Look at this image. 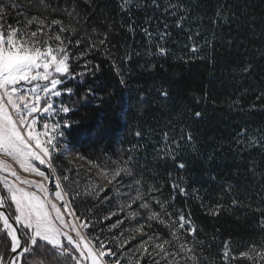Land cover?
<instances>
[{
	"label": "trees",
	"instance_id": "trees-1",
	"mask_svg": "<svg viewBox=\"0 0 264 264\" xmlns=\"http://www.w3.org/2000/svg\"><path fill=\"white\" fill-rule=\"evenodd\" d=\"M21 1L68 21L75 32L66 35L82 39L71 47L74 77L60 86L73 94L58 100L71 109L60 119L69 122L63 141L75 155L97 165L133 156L141 191L155 186L172 204L167 211L190 215L207 264H220L225 244L238 255L264 236V0ZM17 13L6 7V22ZM105 37L106 46L99 43ZM53 165L73 182L67 190L82 194L77 215L99 209L91 218L102 221L105 204L85 192L86 170L60 154ZM42 169L51 183V170ZM108 227L104 221L96 231Z\"/></svg>",
	"mask_w": 264,
	"mask_h": 264
},
{
	"label": "snow or ice",
	"instance_id": "snow-or-ice-1",
	"mask_svg": "<svg viewBox=\"0 0 264 264\" xmlns=\"http://www.w3.org/2000/svg\"><path fill=\"white\" fill-rule=\"evenodd\" d=\"M6 7L19 6L5 5L4 0H0V183L6 192L0 194V249H3L0 264H204L203 242L195 239L198 230L190 215L186 217L179 209L167 211L172 204L158 198L160 193L155 186L141 191L142 181L135 178L134 157L131 155L126 160L109 161L104 165L89 161L92 167L100 169L99 176L105 183L93 185V191L87 195L97 198L101 205L111 204L116 198L126 201L123 205L127 209L125 220L118 219L109 228V231L119 229L120 235L102 239L103 229L99 233L96 231L99 223L118 216L117 212L109 211L103 221L91 218L99 209L96 212L86 209L77 215L76 201L82 198V194L75 189L68 191L67 186L73 183L69 175L57 176V169L53 166L54 153L65 155L70 152L69 146H59L69 122L64 120L63 124L50 125L45 117L71 110L63 103L56 106L54 98L65 93L73 94L72 88L61 91L58 86H63L65 79L74 77L71 64L75 54L71 47L73 44L80 46L82 39L66 35L74 33L75 29L64 27L57 19L46 23L45 19L34 16L27 20L25 29L7 25L4 22ZM33 23L37 30H28ZM166 35H161V40ZM106 39H100L99 43L106 46ZM93 50L94 46L90 45L88 51ZM192 51L197 49L193 47ZM158 53L165 55V48L158 47ZM83 55L82 52L75 59L78 61ZM76 75L83 77L85 73ZM161 95L166 98L168 94L163 92ZM195 115L199 117L201 114L197 112ZM38 124L42 125L40 129ZM246 134V130H242L238 137ZM136 135L141 134L137 132ZM164 139L167 142V133ZM187 139L191 141L190 134ZM249 143L260 142L252 140ZM260 146L264 147V143ZM176 147L179 148L178 143ZM5 158L13 163H8ZM80 159L84 158L81 156ZM37 161L51 170L54 199L45 183L50 177L36 166ZM13 164L42 179L22 177ZM178 166L185 167L183 163ZM67 171L70 173L72 169ZM172 188L174 192L188 195L186 189L177 184ZM108 192H114L115 196L110 199ZM101 193L105 195L101 197ZM232 203L237 205L238 201ZM153 205L160 211H153ZM220 210L217 205L212 214ZM261 216L264 217V210ZM157 221L158 225L154 227L153 222ZM125 222L137 224L135 231L138 235L129 230L125 238L122 228ZM160 225L167 231L158 233ZM145 227L148 231L144 230ZM258 227L264 231V219ZM187 237L192 238L191 243ZM236 251L238 255H234L230 246L225 244L224 251L218 254L222 256L220 264H231L233 260L264 264V236L258 242H251L246 250ZM6 257L11 259L6 260Z\"/></svg>",
	"mask_w": 264,
	"mask_h": 264
},
{
	"label": "rangeland",
	"instance_id": "rangeland-1",
	"mask_svg": "<svg viewBox=\"0 0 264 264\" xmlns=\"http://www.w3.org/2000/svg\"><path fill=\"white\" fill-rule=\"evenodd\" d=\"M4 2H6L7 4L13 3V4H16V5L19 6V7H16V9L18 10V13H17V17H16L15 21L12 24L6 22V17H5V21L4 22L7 25H12V26L20 27L21 29H25V26L27 24V20H30V19H32V17L36 16L38 18L45 19L46 20V23L47 22H50L53 19L61 20L62 23H63V26L64 27H68L67 26V22L68 21L66 22V21H64V20H62L60 18L53 17L51 14H47V13H37L36 11H33L30 7H28L27 5H25L23 3V1H21V0H4ZM28 30H30V31H36L37 30L36 24L33 23V25H31L28 28ZM58 87H60V86H58ZM61 91H63V90H61ZM59 98L60 97L54 98V104L56 106H58L60 104L59 101H58ZM60 114H62V113H60ZM60 114L59 115H54V116H51V117H45V119L48 120V122H49L50 125L53 124V123H56V122H60L61 123ZM41 127H42L41 124H38L37 125V128L38 129H40ZM64 145H66V144L64 143L63 139L60 140L59 146L62 147ZM55 154H59V152L54 153L53 155H55ZM61 156L63 158H65L69 163H71L72 165H74L77 169H85L86 170V172L84 173V176H83V180L85 182L84 183L85 184L84 186H85V192L86 193H89V192L93 191V188H92L93 185L98 186L100 184L105 183V181L99 176L100 169L99 168L92 167V164L93 163L90 164L85 159H83V160L80 159V157L77 156V155H75L71 150L67 154L61 155ZM5 159H7V162L8 163H10V164L13 163L10 159H8V158H5ZM36 166L41 171H43L42 168H48L47 165H40L38 161L36 162ZM13 167L16 168V170H17V172H18L19 175H21L22 177H24L26 179H33V180H41L42 179V178H40L36 174L27 173V172L22 171L19 168L18 165L13 164ZM89 172H93L95 174V176H91ZM56 175L58 176L57 172H56ZM45 183H46V186L49 189V192L53 194V199H54V192H55V188H54V178L52 177L51 183H50L49 180L46 181ZM0 187L2 188V190L5 191L2 183H0ZM132 194L134 195L135 193L133 192ZM104 195H105V193H101V197H103ZM107 195L111 199L113 196H115V193L114 192H108ZM57 203L59 204L60 202L57 201ZM125 203H126V201L124 199H122V198L113 199L111 204L104 203L105 204V206H104L105 208H104L103 211L105 212L106 215L108 214L106 212H109V211L119 213L118 216H113L110 220L105 221V222H109L110 223V226H111V224L116 223L118 219L119 220H125V217H126V214H127V209H125L123 207V205ZM135 207H136V205H133V208H135ZM153 211H160V209L157 206L153 205ZM169 212H171V211H169ZM173 218H175V217H173ZM140 223H146V221H140ZM156 225H158V221L157 222H153V226L156 227ZM137 227H138L137 224H134V223L133 224H129V223L125 222L123 224V226H122V228L124 230V233H125V238L127 237V232L129 230L132 231V234L133 235H138V233L135 231V229ZM109 228L110 227L107 228L106 233L104 234V239H111V238H113L115 236H119L120 235V230L119 229H112L111 231H109ZM144 230L145 231H148L147 227H145ZM162 231H167V229H165L163 225H160L157 228V232L160 233ZM145 239H146V237H145ZM187 239H188L189 243H191L192 238L191 237H187ZM132 251L134 253V248L132 249ZM133 258H135V255L133 256ZM125 264H126V262H125ZM204 264H207V263L204 262ZM234 264H236V263H234Z\"/></svg>",
	"mask_w": 264,
	"mask_h": 264
},
{
	"label": "water",
	"instance_id": "water-1",
	"mask_svg": "<svg viewBox=\"0 0 264 264\" xmlns=\"http://www.w3.org/2000/svg\"><path fill=\"white\" fill-rule=\"evenodd\" d=\"M0 194H4V192H3V190H2L1 187H0ZM7 259H11V257H7L6 260H7Z\"/></svg>",
	"mask_w": 264,
	"mask_h": 264
}]
</instances>
